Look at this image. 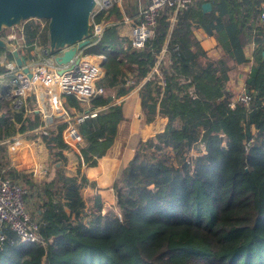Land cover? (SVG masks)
<instances>
[{
  "label": "trees",
  "instance_id": "trees-1",
  "mask_svg": "<svg viewBox=\"0 0 264 264\" xmlns=\"http://www.w3.org/2000/svg\"><path fill=\"white\" fill-rule=\"evenodd\" d=\"M204 2L212 3L210 12L191 5L173 22L170 10L161 12L142 49L125 43L115 26L86 49L89 55L106 56L97 87L115 88L130 77L144 81L139 91L143 122L159 116L167 118L166 125L141 143L142 150H151L126 170L115 195L119 214L73 225L61 202L52 201L56 195L23 185L26 208L38 223L40 238L22 244L4 228L0 264H264V23L258 22L253 34L254 57L246 80L250 102L231 108L227 73L245 62L251 0H200L199 5ZM113 14L121 18L115 6L95 20L109 22ZM26 23V52L33 58V42L47 43V26L44 31ZM197 28L215 38L220 57L201 48L192 32ZM7 30L0 37L6 38ZM0 52L5 60L13 59L9 51ZM5 70L0 65V73ZM150 90L162 94L158 103L149 100ZM68 101L79 112L87 108L72 97ZM108 103L106 95L88 103V112L96 115L78 127L83 155L100 153L123 120L121 105ZM0 111L4 153L3 142L14 136L23 114L10 112L5 95L0 97ZM37 117L33 113L27 118L20 132L29 121L35 125ZM63 127L51 128L44 137L49 150L61 144ZM199 142L205 152L189 163L190 150ZM169 147L172 156L167 155ZM4 162L0 160V166Z\"/></svg>",
  "mask_w": 264,
  "mask_h": 264
},
{
  "label": "built area",
  "instance_id": "built-area-1",
  "mask_svg": "<svg viewBox=\"0 0 264 264\" xmlns=\"http://www.w3.org/2000/svg\"><path fill=\"white\" fill-rule=\"evenodd\" d=\"M94 1L95 6L90 16L88 44L79 49L76 56L67 64L58 65L55 62V55L48 49V44L41 46L37 41L33 42V51L30 54L37 55V58L27 56L23 28L20 31L21 49H25L22 54L25 59L23 67H27L28 74L24 73L23 67L17 66L14 60L4 59L1 62L6 70L0 74V80L4 78L9 80L10 112L21 113L34 110L32 99L37 100L43 125L33 130L32 134H35V138L30 139L22 134H15L6 144V165L0 167V241L4 240V228L14 232L22 244H34L39 241L38 223L31 218L26 208L24 197L27 192L21 181L37 177L36 153L42 154L40 151L42 140L48 135L52 125L58 122L66 124L61 134L62 145L59 151L77 150L82 141L79 125L86 118L96 115L95 111H89L72 116L67 108V98L72 97L79 103H89L98 96L106 95L110 102L120 95V91L116 89L121 85L108 90L96 86V82L103 77L105 55L91 57L85 52L87 48L99 43L105 30L110 26L108 22L96 21V16L111 11L117 5L118 0ZM193 1L146 0V5L140 12L139 22L134 24L130 30L131 47L134 49L144 47L145 42L154 34L161 12L170 10L175 17L178 12L190 7ZM259 18L264 23V0ZM40 28L43 29L44 25H40ZM15 49L19 51L18 48ZM62 52L57 55H61ZM249 102L248 93H242L232 101L231 108L239 104L248 106ZM1 115L0 111V118ZM195 146L190 150L187 159L189 163L195 161L198 156L194 152L198 148ZM199 147L198 150L203 152L200 155H203L204 143L199 142ZM56 153L51 152L50 155L53 157Z\"/></svg>",
  "mask_w": 264,
  "mask_h": 264
},
{
  "label": "crops",
  "instance_id": "crops-1",
  "mask_svg": "<svg viewBox=\"0 0 264 264\" xmlns=\"http://www.w3.org/2000/svg\"><path fill=\"white\" fill-rule=\"evenodd\" d=\"M199 1L194 0L192 5L199 6L203 13L211 11V2H204L199 5ZM205 3L210 4V9L207 11L202 9V5ZM262 3L263 0H251V38L250 42L244 47L245 62L236 65L227 73L226 86L232 94V101L247 90L246 80L251 72L255 49L253 34L257 23L261 22L257 11L261 8ZM145 5L146 0H118L116 7L121 18H115L114 14L110 15L109 27L115 26L117 35L125 43L130 42V30L134 24L139 22L140 12ZM169 21H174L173 14H171ZM192 32L201 48L208 55L215 58L220 57L221 53L213 36H209L201 28L194 29ZM46 42L48 44V38ZM90 56L96 57L99 55ZM3 60L1 59L0 65ZM104 72L103 67V75ZM143 83L144 81H138L136 78L130 77L116 89L120 91V95L114 101H110L108 106L121 105L123 120L117 125L109 142L105 144L100 153L86 156L80 152L79 147L77 150L59 151L62 141L58 147L49 150L44 140H42L40 150L42 154L36 153L37 177L26 178L21 181L26 186L30 185L36 189H47L52 193L53 191L56 192V197L50 195L52 201L61 202L73 225L87 224L99 215L116 214L118 211L115 202L116 190L121 186L126 170L136 158L151 150L150 148L142 150L141 143L153 137L156 133L162 132L166 125L167 118L159 116L148 124L143 122L139 97V91ZM157 83L160 86L163 85L160 81ZM2 95H5L7 99L10 95L9 80L7 78L0 80V97ZM161 95L156 90H150L148 98L150 101L158 103ZM32 103L35 109L22 112V120L16 124L15 132V134H22L30 139L36 137L35 134H32L33 130L43 125L37 100L32 99ZM82 106L87 108H83V111L79 112L74 106L70 105L69 101L67 102V108L70 110L69 114L72 113V116L88 112V103H82ZM33 113L38 114L37 123L33 120L35 125L32 126L31 121H29L25 131L20 132L19 128L21 129L23 124H26L27 118H33ZM58 126H64V130L66 124L58 122L52 125L51 128L56 129ZM12 137L3 142L5 147ZM5 151L6 148L4 149V157ZM51 152L57 153L52 157ZM4 165H6V159Z\"/></svg>",
  "mask_w": 264,
  "mask_h": 264
},
{
  "label": "water",
  "instance_id": "water-1",
  "mask_svg": "<svg viewBox=\"0 0 264 264\" xmlns=\"http://www.w3.org/2000/svg\"><path fill=\"white\" fill-rule=\"evenodd\" d=\"M94 6V0H0V32L4 28L19 27L30 19L46 20L48 49L58 65H65L88 44ZM202 9L209 10L210 4H203ZM0 50L9 51L17 66H25L24 57L1 37ZM61 51L62 54L57 55ZM262 55L264 57V52ZM22 69L28 74L27 67Z\"/></svg>",
  "mask_w": 264,
  "mask_h": 264
},
{
  "label": "rangeland",
  "instance_id": "rangeland-1",
  "mask_svg": "<svg viewBox=\"0 0 264 264\" xmlns=\"http://www.w3.org/2000/svg\"><path fill=\"white\" fill-rule=\"evenodd\" d=\"M46 22H47L46 20H38V19H35L34 18V19L28 20L27 23H26V25L28 27H30V26L34 27V26H39V24L40 25L43 24L44 25V28L42 30L45 31V29H46V26H45L46 25ZM24 25H25V22H23L19 27L14 26V27L8 29L7 30L8 32L6 34L7 35L6 38H4L3 36H1V38L3 40H5L6 42H8L9 44H11L12 46H14L15 48H18L19 49L18 52H20L21 55L24 54L25 49L24 50L21 49V45L22 44H21V37H19V33H20L21 29L24 28ZM4 29H7V28H4ZM41 43H42V40H41ZM44 45H47V43H45ZM21 51H23V52H21ZM4 58H6L5 55L2 54V52H0V61H1V59L3 60ZM36 58H37V55L33 57V59H36ZM26 60L28 61L27 58H26ZM195 147H198L200 149L199 143H197ZM195 147H194V149H195ZM198 148H196L194 152H196V155L199 156L203 152H202V150L199 151ZM1 155L4 156V153H1ZM167 155L172 156V152L170 150V147H169V152L167 153ZM0 160H1L2 163L4 162V158H2V159L0 158ZM0 167H3V166H0ZM116 214H119L118 211L116 212Z\"/></svg>",
  "mask_w": 264,
  "mask_h": 264
}]
</instances>
